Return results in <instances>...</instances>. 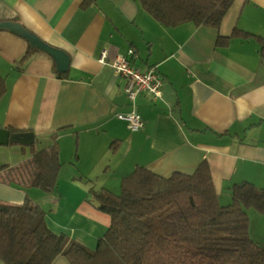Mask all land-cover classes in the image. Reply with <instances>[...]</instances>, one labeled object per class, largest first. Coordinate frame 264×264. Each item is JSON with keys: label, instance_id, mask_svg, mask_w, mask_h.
<instances>
[{"label": "crops", "instance_id": "0c3cea01", "mask_svg": "<svg viewBox=\"0 0 264 264\" xmlns=\"http://www.w3.org/2000/svg\"><path fill=\"white\" fill-rule=\"evenodd\" d=\"M83 2L0 0V23H17L70 57L67 72L57 71L55 60L39 48L22 61L30 40L0 29V73L7 86L0 127L32 133L33 144L43 148L56 136L59 145L63 184L58 181V198L46 209L53 232L96 248L110 216L89 200L87 181L104 172L103 164L102 187L114 188L137 165L168 177L193 173L206 161L219 200L236 183L264 180L259 44L253 38H220L235 28L264 38V0H235L219 27H165L139 0H91L86 8ZM130 48L137 67L155 66L162 75L161 99L128 98L112 62ZM103 50L107 58L101 63ZM132 112L143 122L137 131L117 117ZM31 145H0V167L19 164L27 151L30 156ZM26 195L0 183V200L20 202ZM52 264L69 263L58 257Z\"/></svg>", "mask_w": 264, "mask_h": 264}, {"label": "trees", "instance_id": "16d2710c", "mask_svg": "<svg viewBox=\"0 0 264 264\" xmlns=\"http://www.w3.org/2000/svg\"><path fill=\"white\" fill-rule=\"evenodd\" d=\"M139 1L165 27H219L235 0ZM89 4L84 0L83 8ZM220 38L255 39L264 62L263 37L235 28ZM36 51L30 45L22 61ZM6 89L0 73V100ZM30 150L18 165L0 167V183L25 192L32 187L55 192L62 166L56 136L50 146L32 144ZM230 195L231 202L222 205L206 161L193 173L168 177L137 165L122 177L119 192L88 190L89 200L110 216L94 250L53 232L47 211L28 195L20 202L0 200V264H52L58 257L69 264H264V247L250 237L248 215L249 209L264 212V187L243 181Z\"/></svg>", "mask_w": 264, "mask_h": 264}, {"label": "built area", "instance_id": "2783aa9c", "mask_svg": "<svg viewBox=\"0 0 264 264\" xmlns=\"http://www.w3.org/2000/svg\"><path fill=\"white\" fill-rule=\"evenodd\" d=\"M135 54L133 48L127 53L117 54L112 62L115 73L125 80V92L131 101L136 100L140 95H146L153 101L163 97V77L155 66H150L146 70L137 67L132 57ZM107 58V51L101 52L99 61L104 63ZM117 117L126 121L129 129L139 130L143 126L140 116L135 112L130 114H118Z\"/></svg>", "mask_w": 264, "mask_h": 264}, {"label": "rangeland", "instance_id": "374dc122", "mask_svg": "<svg viewBox=\"0 0 264 264\" xmlns=\"http://www.w3.org/2000/svg\"><path fill=\"white\" fill-rule=\"evenodd\" d=\"M35 147H36V149H42L43 148L41 146V143H39V142L37 144H35ZM27 154L29 155V151H27ZM28 155H27V157H28ZM89 166H91V165H89ZM102 168H105L104 169L105 174H103L104 172L100 173L101 175L99 174L98 177L91 179L92 181H90L89 179H88L89 181H87L85 179L84 180L87 181L89 183V185H91L97 189L101 188L102 185H107L106 184L107 183V172L105 171L107 169L106 164H103ZM127 174H125L124 176H126ZM62 175H63L62 173L59 174V185L60 186H61V184H63L62 179L64 177ZM257 182H258L257 186L264 184V180H259ZM109 184H110V182H109ZM107 187H109V186H107ZM119 187H120V185L118 187L113 188V186L110 185L109 189L114 191V192H119ZM27 194L33 201H35L36 203L41 205L45 210L46 209L48 210L52 207V201H53L52 199L58 198V195L56 192H47V191H44V190L37 188V187H32V188L28 189ZM42 202H44V203H42ZM220 202L222 205L223 204H229L231 202V195H230L229 191H227V190L224 191V193L221 195ZM248 211H249L248 212V215H249V235L255 242H257L258 244H260L261 246L264 247V212L258 213L254 209H249Z\"/></svg>", "mask_w": 264, "mask_h": 264}, {"label": "water", "instance_id": "95a60500", "mask_svg": "<svg viewBox=\"0 0 264 264\" xmlns=\"http://www.w3.org/2000/svg\"><path fill=\"white\" fill-rule=\"evenodd\" d=\"M0 27H5L7 29L13 30L23 37L30 40L31 44L40 50L47 53L51 56L56 64L57 71L59 72H67L70 64L69 55L56 47L51 46L50 44L44 42L39 37L29 33L26 31L21 25L17 23H0ZM35 142L34 135L32 133H11L6 128L0 127V145H8V144H20V145H30Z\"/></svg>", "mask_w": 264, "mask_h": 264}]
</instances>
